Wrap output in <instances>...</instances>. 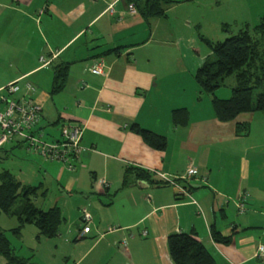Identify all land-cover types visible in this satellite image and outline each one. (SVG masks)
<instances>
[{
    "label": "crops",
    "instance_id": "0c3cea01",
    "mask_svg": "<svg viewBox=\"0 0 264 264\" xmlns=\"http://www.w3.org/2000/svg\"><path fill=\"white\" fill-rule=\"evenodd\" d=\"M170 1L165 17L146 18L136 7L131 14L126 0H0V96L15 84V97L29 94L41 104L37 129L48 142L59 140L66 124L84 127L76 168L49 162L52 171L45 172L71 202L81 198L88 205L82 213L92 216L90 233L78 231L76 245H85L71 253V264H174L169 236L189 232L216 264H264L256 258L264 245V145L248 141L259 128L252 124L258 115L217 119L212 96L199 92L190 48L166 70L173 57L160 48H181L169 13L192 0ZM101 60L104 73H92ZM66 65L65 89L54 94L56 73ZM179 109L189 113L185 126L173 121ZM243 123L250 124L247 136L238 132ZM136 125L166 137L167 148L150 146ZM10 143L14 149L25 144L19 138ZM190 167L196 175L182 181ZM141 171L150 181L137 177ZM127 172L131 184L124 186ZM163 176L186 186L187 194L162 183ZM243 192L250 199L240 213ZM214 231L229 242H216Z\"/></svg>",
    "mask_w": 264,
    "mask_h": 264
},
{
    "label": "trees",
    "instance_id": "16d2710c",
    "mask_svg": "<svg viewBox=\"0 0 264 264\" xmlns=\"http://www.w3.org/2000/svg\"><path fill=\"white\" fill-rule=\"evenodd\" d=\"M126 1L127 4H134L146 18L165 17L167 6L171 3L170 0ZM204 42L212 54L196 70L195 80L200 94L212 96L217 119L225 123L233 122L242 114L264 112V16L253 29L246 24L238 34L224 42H212L208 39H204ZM233 75L236 76L237 84L232 88L231 96L227 99L218 98L216 91L224 86L226 78ZM67 80L68 66H61L54 79L53 93L63 91ZM173 121L176 125L185 126L189 121V113L185 109L175 110ZM135 129L150 146L159 150L167 148L166 137L138 125ZM249 131V124L238 125L240 135L247 136ZM24 143L28 146L25 141ZM3 148L0 151L5 152ZM128 174L127 172L124 186L131 184ZM137 177L150 181V176L145 171L138 172ZM40 189L41 186L23 184L9 170L0 174V216L7 214L18 219L19 226L12 230L13 234L21 235L25 226L32 224L38 229L39 241L41 238L53 239L59 235L64 222L62 211L58 206L47 211L39 209L34 200L40 195ZM213 238L219 243H228L230 239L217 231L213 232ZM168 244L174 264H216L212 254L194 232L172 234ZM0 256L6 260L5 264L30 263V258L16 254L11 241L2 230Z\"/></svg>",
    "mask_w": 264,
    "mask_h": 264
},
{
    "label": "rangeland",
    "instance_id": "374dc122",
    "mask_svg": "<svg viewBox=\"0 0 264 264\" xmlns=\"http://www.w3.org/2000/svg\"><path fill=\"white\" fill-rule=\"evenodd\" d=\"M130 6L131 4H128L129 11ZM173 8L169 13V26L173 30L171 32L175 35L173 38L174 42L181 45V53L176 48H167L164 52L160 48L161 55L174 58L168 59L170 65H166L167 71H171L174 68L175 56L181 55L182 52L183 56L185 53L188 54L186 52L188 51L187 48L191 50L189 58H193V56L196 58V64H198L195 67L196 71L205 62L206 58L212 54L204 39L212 42H224L226 39L238 34L246 24H249L251 29H253L264 16V0H192L176 4ZM151 51H155V48ZM191 64L193 65L194 62H191ZM236 84L235 75L226 78L224 86L216 91V96L221 99L229 98L231 90ZM204 96L211 97L208 94H204ZM256 115L258 117H255L252 124L255 123L259 128L256 131L253 130L252 137L248 141L250 143L259 141L264 145V112H256ZM248 117L250 118L251 116ZM3 149L8 151V153L0 151V174L5 170H9L24 184L41 186L40 195L34 200L36 206L44 211L55 206L62 207L64 217L67 220L61 226L57 237L53 239L41 238L40 241L37 239L38 229L32 224L26 225L21 235L13 234L12 230L19 226V222L16 217L7 214L0 216V230L5 232L18 256L30 258L29 264L73 263L71 253L83 251L82 248L85 245V243L76 245L77 242L75 241L79 229H83L84 224L81 219L78 224L79 220L77 219L74 222H77V225L73 226L74 223H71L70 218H74L75 212L78 213L79 211L82 216V210L88 209V205L81 202V198H76V201L71 202L72 198L69 194L61 191L55 181L47 179L45 172H51L52 165L48 164L49 162L42 157L39 158L36 154L30 153L27 145L24 144L23 147L14 149L13 144L10 143L6 144ZM261 151L264 154V146ZM24 175H28L30 181L23 179ZM43 192H45V195H42ZM69 227H72L71 236L67 234ZM90 228L93 229L92 223ZM90 239L91 236H88L80 242H86ZM5 263L6 260L0 256V264Z\"/></svg>",
    "mask_w": 264,
    "mask_h": 264
},
{
    "label": "built area",
    "instance_id": "2783aa9c",
    "mask_svg": "<svg viewBox=\"0 0 264 264\" xmlns=\"http://www.w3.org/2000/svg\"><path fill=\"white\" fill-rule=\"evenodd\" d=\"M130 12L135 13L133 4L130 6ZM105 64L101 60L93 68L92 73L100 75L104 73ZM29 92H34L35 88L31 85L27 87ZM19 87L10 84L5 94L0 96V104L3 106L0 110V149L12 140L19 138L28 144V150L32 154L42 157L44 160L52 163H59L65 169L74 170L78 164L80 154L83 151L82 141L84 127L79 124H66L62 128L61 138L54 142H48L43 134L37 129L42 120L43 108L38 102L29 95L17 98L14 95ZM197 173L196 168L190 167L186 174L181 177L182 181H188ZM161 182L174 186L180 193L187 194L188 188L179 185L176 181H169L162 177ZM105 183V181L103 182ZM106 184V183H105ZM250 199L248 193L243 192L240 197V213L246 211L247 203ZM84 227L81 231L82 236L90 233V224L92 216L84 211L81 216ZM146 236V232L143 233ZM126 245V241L123 242ZM256 258L264 259V245L258 248Z\"/></svg>",
    "mask_w": 264,
    "mask_h": 264
}]
</instances>
